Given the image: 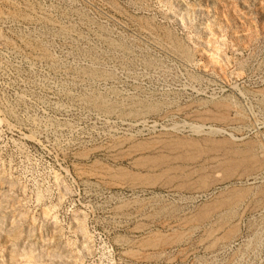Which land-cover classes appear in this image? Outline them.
I'll return each instance as SVG.
<instances>
[{"label":"rangeland","instance_id":"1","mask_svg":"<svg viewBox=\"0 0 264 264\" xmlns=\"http://www.w3.org/2000/svg\"><path fill=\"white\" fill-rule=\"evenodd\" d=\"M0 264H264V0H0Z\"/></svg>","mask_w":264,"mask_h":264},{"label":"bare ground","instance_id":"2","mask_svg":"<svg viewBox=\"0 0 264 264\" xmlns=\"http://www.w3.org/2000/svg\"><path fill=\"white\" fill-rule=\"evenodd\" d=\"M219 118H220V117H219ZM203 137H204V136H203ZM177 138H178V137H177ZM169 139H172V138H169ZM173 139H174V138H173ZM175 139H176V138H175ZM191 139H192V138H191ZM194 139H195V138H194ZM194 139H192V140H189V139H187V140H186V139L183 140L182 137H181V139L171 140L170 142H169V141L167 142L166 139H165L166 141L163 139L162 141H164V142H163L164 145L161 144V145H163V146H160V147H162L163 149L165 148V150H164L163 152H166V151L168 152V151H170V150H171V151H172V150H173V151H174V150L177 151V149H180V148L183 149V147H184V149H185V146H190V147H193V148L196 150L197 153H202V152H205V151L207 152V148H206V147L208 146L207 144H211L209 148H210L212 151L215 150V149L217 150L218 148L220 149V147L222 148V147H224V146L227 145V144H225V143H221V142H219V141H217L218 144H216L217 142H214V141H216V139H214L213 141H211L212 138H211L210 140H208V139H209V138H208V139H205L206 142L202 141V142H204V143H207V144H206L207 146L205 145V146H206V147H205V146L203 145V146H204V149H202L201 146H200V143L198 144V141H196L197 139H196L195 141H194ZM203 139H204V138H203ZM207 140H208V142H207ZM227 141H228V140H227ZM141 142H142V143H140V142H139V143L141 144V146H142L144 149H142L141 147H139V148H141V149L138 150V148H137V150L143 152L142 154H144V156L146 155L145 157L149 156V157H147V158H150V155H153L152 153L154 152V150H152V151L149 150L150 147H149V145H147L148 142L146 143V147L142 145V144H144L143 141H141ZM156 142H157V141H156ZM159 142H160V140H159ZM199 142H200V141H199ZM139 143H138V144H139ZM150 143L152 144L151 146H154V145L156 146V144L153 145V142H150ZM150 143H148V144H150ZM154 143H155V141H154ZM160 143H161V142H160ZM160 143H159V144H160ZM140 144H139V145H140ZM159 144H157V145H159ZM220 144H221V146H220ZM223 144H224V145H223ZM132 145H133V144H132ZM214 145H215V146H214ZM230 145H232V144H230ZM135 146L138 147V145H135ZM155 146H154V147H155ZM203 146H202V147H203ZM147 147H149V148H147ZM151 148H153V147H151ZM151 148H150V149H151ZM237 148H238V147H237ZM155 149H156V148H155ZM158 149H160V148H158ZM163 149H162V150H163ZM190 149H191V148H190ZM188 150H189V149H187V152H189ZM231 150H232V149H231ZM155 151H156V150H155ZM173 151H172V152H173ZM176 151H175V152H176ZM181 151H182V150H181ZM208 151H210V150H208ZM135 152H136V151H135ZM182 152H184V151H182ZM182 152H181V153H182ZM185 152H186V151H185ZM187 152H186V153H187ZM206 152H205V153H206ZM228 152H229V151H228ZM244 152H245V151H244ZM156 153H157V152H156ZM159 153H160V152H159ZM177 153H179V152H177ZM181 153H180L179 155H181ZM190 153H191L192 155H194V154H195V151H194V150H193V152L190 151ZM246 153H247V152H246ZM202 154H203V153H202ZM236 154H237V152L234 153L233 155H236ZM238 154L240 155L239 152H238ZM159 155H160V156H159L158 158H160L161 160H160V159H157V160H159V162H163L162 164H165L166 162L168 163V159H169V157H170V159H171V157H172V156H169L168 159H167L168 154H162V153H161V154H159ZM176 155H177V154H176ZM179 155H177V156H179ZM188 155H189V156H188L187 158L190 157V154H189V153H188ZM220 155H221V154H220ZM157 156H158V155H157ZM181 156H183V155H181ZM185 156H187V154H186ZM199 156H200V155L198 154L197 157H199ZM243 156H244V154H243ZM192 157H193V158H194V157L196 158L195 155L192 156ZM200 157H201V156H200ZM239 157H240V156H239ZM239 157H237V156H236V157H233V161L229 160V162H227V164L225 165V166H226V170H225V171L227 172V174H229V173L232 171L233 165H234V166H235V165L237 166V165L242 161V159L239 158ZM246 157H247V156H246ZM248 157H249V156H248ZM151 158H153V157H151ZM151 158H150V159H151ZM155 158H157V157L154 156V159H155ZM174 158H175V157H174ZM184 158H186V157H184ZM193 158H192V159H193ZM234 158H236V160H234ZM141 159H142V158H141ZM170 159H169V160H170ZM181 159H182V158H181ZM189 159H191V158H189ZM197 159H198V158H197ZM225 159H226V158H225ZM231 159H232V158H231ZM239 159H241V161H239ZM248 159H249V158H248ZM248 159H246V158L243 159V161L246 163V165H247V164H248V165L250 164V161H251V160L249 159V160H250V161H249ZM146 160H147V159H146ZM151 160H152V159H151ZM171 160H172V159H171ZM171 160H170L169 162L172 163L174 159H173L172 161H171ZM175 160H176V159H175ZM178 160H180V159H178ZM252 160H253V159H252ZM147 161H148V160H147ZM219 161H220V160H219ZM238 161H239V162H238ZM154 162H155V161H154ZM156 162H157V161H156ZM156 162H155V163H156ZM221 162H222V161H221ZM224 162H225V161H224ZM235 162H238V164H237V163L234 164ZM244 162H243V163H244ZM136 163H137V162H136ZM147 163H149V162H147ZM147 163H146V164H147ZM150 163H151V162H150ZM157 163H158V162H157ZM225 163H226V162H225ZM146 164H145V165H146ZM159 164H160V163H159ZM241 164H242V163H241ZM251 164H252V163H251ZM138 165H139V164H138ZM145 165H144V166H145ZM154 165H156V164H154ZM168 165H169V164H168ZM176 165H177V164H176ZM180 165H181V164H180ZM220 165H221V164L219 163V166H220ZM239 165H240V164H239ZM239 165H238V166H239ZM246 165H244V167H245ZM156 166L159 167L160 165H156ZM174 166H175V165H174ZM215 166H216V165H215ZM219 166H218V167H219ZM225 166H224V168H225ZM152 167H153V166H152ZM167 167H168V166H167ZM169 167H170V168H169ZM169 167H168L169 169H168V168H165V169H166V172L175 171V170H170V169H175V168H173V167L171 168L170 165H169ZM175 167H176V166H175ZM206 167H207V166H206ZM211 167H214V166H211ZM221 167H222V165H221ZM221 167H219V168H221ZM246 167H247V166H246ZM246 167H245V168H246ZM249 167H250V165L248 166V168H249ZM251 167H252V166H251ZM153 168H154V167H153ZM207 168H208V167H207ZM234 168H235V167H234ZM237 168H238V167H237ZM141 169H142V168H141ZM165 169H164V170H165ZM181 169H182V168H181ZM209 169H211L210 166H209ZM214 169H215V168H214ZM251 169H252V168H251ZM164 170H163V171H164ZM168 170H170V171H168ZM206 170H207V169L205 168L204 171H206ZM223 170H224V169H223ZM235 170H236V168H235ZM204 171H203V172H204ZM210 171H211V170H210ZM225 171H224V172H225ZM124 172H125V171H124ZM131 172H132V171H131ZM166 172H165V173H166ZM232 172H233V171H232ZM136 173H137V172H136ZM147 173H148V172H147ZM162 173H163V172H162ZM186 173H187V171H186ZM213 173H214V172H213ZM139 174H140V173H139ZM166 174H167V173H166ZM148 175H149V174H148ZM163 175H164V174H163ZM203 175H204V174H203ZM208 175H209V174H208ZM208 175L206 176V174H205L206 178L208 177ZM210 175H211V174H210ZM225 175H226V173H225ZM123 176H124V175H123ZM154 176H155V175H154ZM199 176H200V175H199ZM146 177H147V176H146ZM155 177H156V176H155ZM226 177H227V176H226ZM229 177H230V176H229ZM130 178H131V177H130ZM135 178H136V177H135ZM158 178H159V177H158ZM203 179H204V178H203ZM203 179H202V180H203ZM135 180H136V179H135ZM149 180H150V179H149ZM222 180H223V179H222ZM136 181H137V180H136ZM146 181H147V180H146ZM223 181H224V180H223ZM169 182H170V181H169ZM172 182H173V181H172ZM209 182H210V181H209ZM212 182H213V181H212ZM152 183H153V182H152ZM184 185H186V184H184ZM199 186H200V185H199ZM178 188H179V187H178ZM188 188H189V187H188ZM243 189H244V188H243ZM245 189H246V188H245ZM232 192H233V191H232ZM258 192H259V191H258ZM260 192H261V191H260ZM246 194H247V191H246V192H245V191H242V190H241V191H237V192L231 197V199H230V201H229V204L231 205L232 203H235L236 201L239 202V201H240L239 199L243 198ZM255 194H256V193H255ZM238 200H239V201H238ZM214 201H215V200H214ZM226 203H227V202H226ZM240 203H241V202H240ZM216 205H217V204H216ZM222 205H223V204H222ZM203 210H204V209H203ZM211 210H212V209H211ZM213 210H214V209H213ZM202 212H204V211H202ZM206 215H207L206 213L201 214V215H200V218H204ZM208 216H209V215H208ZM200 218H199V219H200ZM186 221H187V220H186ZM212 232H213V231H212ZM230 232H231V231H230ZM155 237H156V236H155ZM156 241H157V240H156ZM152 242H153V241H152Z\"/></svg>","mask_w":264,"mask_h":264}]
</instances>
